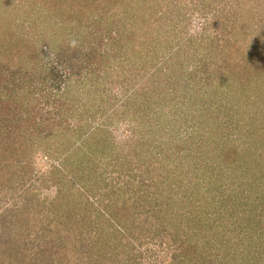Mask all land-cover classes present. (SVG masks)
Wrapping results in <instances>:
<instances>
[{
  "label": "trees",
  "instance_id": "trees-1",
  "mask_svg": "<svg viewBox=\"0 0 264 264\" xmlns=\"http://www.w3.org/2000/svg\"><path fill=\"white\" fill-rule=\"evenodd\" d=\"M175 1L30 0L25 11L29 14L41 11L44 17L45 30L39 39L46 40V43L41 44V40L28 34L34 30L35 22L29 27L26 24L19 27L21 22L16 19V10L0 0L2 186L14 183L21 187V166L26 164L25 169L29 168L35 151L44 148L51 156L57 151L63 154L60 159L66 172L56 168L61 173L60 188L69 191L76 187L84 197L78 187L86 186L85 181H91L95 176L92 174L97 172L90 166V159L83 158L82 146H75L84 134V127L73 129L69 119L76 118L75 126H79L86 114H95L91 110L90 91L96 88L93 84L97 83L107 62L118 55L115 50L113 52V46L126 48L137 62L147 65L165 46L172 51L175 47L181 48L185 35V41L193 40L192 36L182 34L186 25L179 23L181 5ZM193 1L201 11L210 7L216 11L218 7L223 10L229 0ZM230 1L232 5L229 7L234 9L238 3ZM151 10L159 16L158 20L151 15ZM115 12L120 16L116 17ZM224 26L214 38L207 37L205 47L211 51L201 53L202 49L195 50V56L190 57L191 64L184 65L177 56L169 66H159L158 78L165 81L161 84L160 98L171 99L173 104L182 108H177L179 113H174L179 120L167 119L163 123L164 133L161 135L171 133L169 140L175 138L174 145L170 144L172 148L166 145L172 141L166 142L167 136L156 143L165 153L160 158H173L171 169L162 180L181 195L179 198L170 197L168 204L184 229L174 233L172 239L163 236L170 242L168 260L161 257L163 263L167 260L168 264H264V152L258 149L255 141L261 136L259 127L264 130V110L254 114L250 107L255 108L264 101V53L251 49L257 43L248 38L246 45L238 48V61L233 63L237 58L226 51L228 44L233 43ZM215 39H219L217 44ZM153 48L155 52L152 53ZM254 65L258 70L256 73L252 70L250 74ZM72 79L73 83L70 82ZM201 87L208 91V95L198 102L197 88ZM144 92L147 95V91ZM195 104L199 107L187 108ZM46 105H53V108L48 109ZM94 105L99 110L103 107ZM109 118L112 119L110 115ZM104 121L89 134L100 132V139L105 142L111 131L105 127ZM179 128L180 136H177ZM79 129L77 138L72 130ZM139 139L137 146H141L142 154L146 151L144 148L151 146L152 139L147 135ZM87 141L91 142L90 137ZM153 157L159 158L155 154ZM158 163L159 159L153 162L151 171H154L153 167L157 171L160 169ZM70 173L72 175L67 177ZM78 181L81 184L77 185ZM92 187L91 191L100 190L98 186ZM97 192L93 193L95 198ZM112 192L114 195L107 202L103 201L108 195L102 196L99 192L102 197H97L98 206L87 196L82 202H79L81 199L73 203L67 200L62 206L64 213H69L68 219H76L78 228L66 227L65 237H70L73 230L86 235L90 206L98 210L96 216L118 226L116 230L126 229L143 237L138 228H129L135 226L133 221L139 214L137 208L132 209L130 202L140 200L132 201L129 196L121 201V193L115 188ZM76 201L83 204L77 211ZM175 201L182 205L176 211L172 206ZM19 213L20 210H15L17 220L3 222L0 228V264H100L102 261V245L96 242L100 240V228L92 231L94 238L90 233L91 240L86 243V251L93 252L81 250L75 262L66 239L59 237L61 230L57 224L55 228L43 225L42 236L38 234L22 240L21 233L30 232L36 224L27 225L20 231L22 214ZM55 214L62 217L57 209ZM137 225L141 223L138 221ZM147 232L148 237L151 236V230ZM104 242L109 241L104 239ZM94 244L97 247L93 250ZM113 257L116 256L112 254L110 258Z\"/></svg>",
  "mask_w": 264,
  "mask_h": 264
},
{
  "label": "rangeland",
  "instance_id": "rangeland-1",
  "mask_svg": "<svg viewBox=\"0 0 264 264\" xmlns=\"http://www.w3.org/2000/svg\"><path fill=\"white\" fill-rule=\"evenodd\" d=\"M29 1L4 0L5 3L16 10V19L21 22L19 27H25V24L29 27L31 22H35V28L28 33L29 36L38 41L41 40V44L46 43V40L39 39V37L43 36L45 30L43 27V14L41 11L38 14L26 12L24 8H26V4ZM236 1L238 5L234 9L229 7L232 5V1L229 0L223 10L218 7L214 11L210 7L209 9L207 8L208 10L201 11L199 7H195L194 1L192 3L191 0H188L187 3V0H183L182 3L180 0H176L175 2L181 5L180 10L182 12L178 17L179 23L186 25L185 29H183L185 31L181 33L192 36L193 40L185 41V35V39L181 40L183 45L181 48L175 47L174 51H172L165 46V49L161 50L159 54H155L147 65L137 62L132 57V53L129 50L127 51L126 48L120 45L113 46V52L115 50L118 55L113 57L109 63L107 62L105 69H102L97 79V83L93 84L96 88L93 87L94 89L90 91L92 93L89 97L90 103L93 104V109L91 110L95 111V114L90 116L86 114L79 126H75V123H77L76 118L69 119L73 129L84 127V134L80 138L86 139L82 141L79 138L78 144L80 145L77 144L75 146H82L79 148L85 152L83 158H89L91 162L90 166L97 172L96 174H92L95 175L93 179L90 178L92 175L89 177L91 181H85L88 187L85 185L78 187L84 193V197L78 193L76 187L69 189V191H63L60 188L61 185L58 181L61 179V173L56 168L66 172L60 159L63 158L62 152L57 151L51 156L46 153L44 148H39L35 151L32 158L33 162L28 165L29 168L25 169L26 164H23L20 168L19 173L22 175L20 185L23 184L21 187L18 184L14 185V183L5 187L0 184V228L3 227V222H10L13 219L17 220L15 210H20L21 213L19 215L22 214L20 218V231L25 230L27 225L34 226L36 224V227H32L30 232L21 233L22 240H27V238L35 237L38 234L42 236L43 225L49 224L51 225L50 227L55 228L57 224L61 230L59 237L66 239V246H69L68 250L71 251L75 262L81 250L83 252L86 251V243L91 240L90 233L93 237L92 231L97 228H100V240L96 242H100L102 245L100 251L102 252V261L100 264H162L161 257L164 258L163 256L168 260V245L170 242L164 240L163 236L168 235V238L172 239L174 233L181 230L184 231L183 224L176 220L177 216L172 214L173 210L168 203L170 197L179 198L181 195L176 190H172L171 185H167L162 180V177L164 178V175L169 173L173 158H160L165 153L157 147L156 143L159 144L167 136L161 135L164 133H162L164 131L162 127L165 125L163 123H166L167 119L179 120V118L175 117L174 113H179L177 108L179 109L180 107L177 104H173L174 102L171 99H166V101L160 98L159 91L162 90L161 87L163 86L161 84H164L165 81L163 82L158 78L159 66H169L175 61L177 56L184 62V65L191 64L192 58L190 59V57L195 56V50L199 52L202 49L201 53L211 51L206 50L207 47H205L207 37L214 38L219 34L223 24H225L224 31L230 32V42L233 43V45L228 44L229 47L226 48L229 55L233 54L237 58L236 52L238 48L245 46L248 38H252V42L257 43L251 49H257L259 52L264 53V0ZM195 2L197 1L195 0ZM150 12L158 20L159 16L153 10ZM114 14L116 17L120 16L118 12ZM217 37L220 38L219 35ZM217 40L215 39V44L218 43ZM214 51H218V49H214ZM153 52H155L154 48ZM176 52L178 55L175 54ZM181 53H183L182 57L180 56ZM237 61L238 58L233 63ZM195 63L196 61L193 62V64ZM253 67L250 69V74H252V70H256L254 71L255 73L258 70L255 65ZM73 80L70 82L73 83ZM200 84H203V82ZM156 85L160 86L156 87ZM168 87H170V84H168ZM197 89L198 93L196 97H199L198 102H201V99L208 95V91L204 87ZM144 91H147V95ZM142 92L144 94H141ZM141 95H144V97ZM144 103L145 105L143 106ZM94 104H100L104 110H99ZM46 107L50 109L53 108V105L51 107L46 105ZM197 107L199 106L195 104V106H188L187 108L196 109ZM250 107L255 114L260 110H264V101H260L255 108L251 105ZM109 115L112 119L109 118ZM103 120L106 123L105 127L111 131V135L104 139L105 142L100 139L102 137L100 132L89 134L92 130H96ZM180 128L179 135L177 136H180ZM259 129H261V136L255 140L257 141L256 146L264 152V130L261 127ZM80 130L72 131L77 137ZM146 135L152 139L149 143L151 146L144 148L146 151L140 154L141 146H137V141L140 140V137L142 138V136ZM169 136H172L171 133H169ZM169 136L166 137V142L172 140H169ZM88 137H90L91 142L87 141ZM174 140L175 138L166 144L168 148L171 147L170 144L174 145ZM153 154L159 158H151ZM157 159L160 161V164L158 163L160 169L157 171L153 167L154 171H151V165ZM25 170L27 171L25 172ZM158 173L161 176H158ZM70 175L72 173L68 174L67 177H70ZM79 182L77 185L81 184ZM92 186H94V189L98 186L100 190L98 192L96 189L91 191V189L93 190ZM114 188L118 193H121V201L129 196L132 201L140 200L136 203L130 202L132 209L137 208L136 212H139V214L133 221L135 226H130L129 228H138V233L144 236L139 235L138 237L126 229L116 230L115 227L118 228V226L112 225L103 217L96 216L98 210L90 206V212L87 213L88 217L86 218V222L88 223L86 224L87 229H85L86 235L74 232L73 230L70 237H65L67 235L66 227L78 228L75 225L76 219H68L70 217L69 213H64L65 209H63V205L68 202L67 200L73 203L75 200L81 199L79 202H82V199L84 200L87 196L91 201L92 199L96 201L95 206H98L97 197L108 195L103 202H107L106 200L111 201L110 197L114 195L112 192ZM121 188H126L127 191L124 192ZM94 192H97L96 195L98 196L96 198L93 196ZM99 192L102 193V196ZM109 192H111L110 195ZM77 201L74 205L79 207L75 211L83 206L82 203ZM141 201L144 203H140ZM179 203L175 201L172 204L175 211L177 208L182 207ZM99 206L100 208L103 207L102 204ZM56 209L60 211L62 217L55 214ZM138 221L141 223L140 226L137 225ZM149 230H151V236L148 237L147 231ZM1 233L0 231V235ZM145 236L148 240H146ZM17 237L15 236V239ZM104 239L109 242H104ZM143 241L145 244L141 245ZM161 241L163 242L162 244ZM96 247L97 245L94 244L93 250ZM92 252L89 249L86 251V253ZM112 254L116 256L113 257L114 259L110 258ZM167 260H164L163 264H168Z\"/></svg>",
  "mask_w": 264,
  "mask_h": 264
}]
</instances>
